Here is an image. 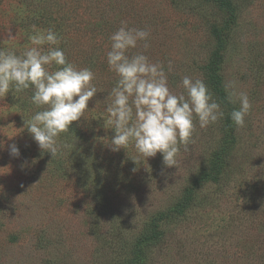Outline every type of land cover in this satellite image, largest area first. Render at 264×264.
<instances>
[{
    "label": "rangeland",
    "instance_id": "obj_1",
    "mask_svg": "<svg viewBox=\"0 0 264 264\" xmlns=\"http://www.w3.org/2000/svg\"><path fill=\"white\" fill-rule=\"evenodd\" d=\"M121 21L150 30L145 54L171 62L174 94L185 75L218 100L235 81L252 104L245 125L222 104L171 168L160 153L137 164L134 149L112 151L105 53ZM33 25L60 33L99 92L54 159L25 125L32 91L0 96V264H264V0H0V47L11 32L23 51Z\"/></svg>",
    "mask_w": 264,
    "mask_h": 264
},
{
    "label": "clouds",
    "instance_id": "obj_2",
    "mask_svg": "<svg viewBox=\"0 0 264 264\" xmlns=\"http://www.w3.org/2000/svg\"><path fill=\"white\" fill-rule=\"evenodd\" d=\"M150 37V30L130 27L126 21L110 35L105 57L116 80L103 102L104 126L115 132L112 151L134 149L137 155L132 160L137 164L160 153L163 164L171 168L177 165L181 149L188 151L194 143L195 120L200 128H207L224 119L222 104H238L228 115L240 128L252 104L235 81L224 85L225 97L218 100L202 78L185 75L178 85L183 92L174 94L168 81L171 62L165 70L162 62H153L145 54L151 47ZM16 38L9 32L5 46L0 47V96L32 91L31 103L38 110L25 125L42 152L54 159L70 147L61 135L84 116L99 92L96 76L91 68L68 61L61 47L63 37L51 27L33 25L19 53L7 46ZM10 154L20 155L15 144L10 145Z\"/></svg>",
    "mask_w": 264,
    "mask_h": 264
},
{
    "label": "trees",
    "instance_id": "obj_3",
    "mask_svg": "<svg viewBox=\"0 0 264 264\" xmlns=\"http://www.w3.org/2000/svg\"><path fill=\"white\" fill-rule=\"evenodd\" d=\"M220 82H217V84H219Z\"/></svg>",
    "mask_w": 264,
    "mask_h": 264
}]
</instances>
